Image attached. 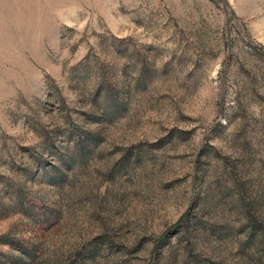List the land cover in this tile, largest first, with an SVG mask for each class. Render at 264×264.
Returning <instances> with one entry per match:
<instances>
[{
  "label": "rangeland",
  "instance_id": "rangeland-1",
  "mask_svg": "<svg viewBox=\"0 0 264 264\" xmlns=\"http://www.w3.org/2000/svg\"><path fill=\"white\" fill-rule=\"evenodd\" d=\"M0 264H264V0H0Z\"/></svg>",
  "mask_w": 264,
  "mask_h": 264
}]
</instances>
